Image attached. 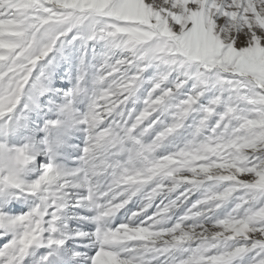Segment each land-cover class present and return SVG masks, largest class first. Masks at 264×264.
<instances>
[{
  "label": "snow or ice",
  "instance_id": "6c2138e0",
  "mask_svg": "<svg viewBox=\"0 0 264 264\" xmlns=\"http://www.w3.org/2000/svg\"><path fill=\"white\" fill-rule=\"evenodd\" d=\"M0 264H264V0H0Z\"/></svg>",
  "mask_w": 264,
  "mask_h": 264
}]
</instances>
